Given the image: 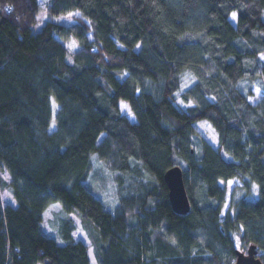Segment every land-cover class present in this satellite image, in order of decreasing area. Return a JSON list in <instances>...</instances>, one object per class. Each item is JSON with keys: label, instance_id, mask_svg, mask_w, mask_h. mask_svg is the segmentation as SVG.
Returning <instances> with one entry per match:
<instances>
[{"label": "trees", "instance_id": "obj_1", "mask_svg": "<svg viewBox=\"0 0 264 264\" xmlns=\"http://www.w3.org/2000/svg\"><path fill=\"white\" fill-rule=\"evenodd\" d=\"M46 3L36 29L39 0H0V264H234L251 246L264 263V96L250 100L264 0ZM94 160L116 181L113 210L86 184ZM173 166L187 213L170 202ZM56 202L81 221L51 236Z\"/></svg>", "mask_w": 264, "mask_h": 264}, {"label": "rangeland", "instance_id": "obj_2", "mask_svg": "<svg viewBox=\"0 0 264 264\" xmlns=\"http://www.w3.org/2000/svg\"><path fill=\"white\" fill-rule=\"evenodd\" d=\"M39 1L41 8L38 14L39 21L36 24V29H40L44 21L49 18L47 14V6H48L46 3L47 0H39ZM77 15H79V13H77ZM231 19L235 24L237 23L236 12L231 15ZM56 20L64 22L68 25H71L75 21L73 14H62L58 18H56ZM68 45L72 48L76 47L77 41L76 40L69 41ZM137 47H140V45H138ZM261 58L264 60V54L261 55ZM263 96H264V89L260 88L257 85L253 86V94L250 96V100L254 103H257ZM51 104L52 106L54 105L55 109L57 108V103L54 98H52ZM120 107L123 110V113L128 115L131 121H136V117L134 113L131 111L128 102H126L125 100H121ZM198 125L204 136H206L215 146H217L218 145L217 133L215 129L212 127L211 123L209 121H201L198 122ZM55 126H56L55 122L52 123V129L55 128ZM94 163H95L94 164L95 167H93V169L90 171L89 176L86 180V184L95 193L96 196L102 199L107 209L113 210V208L118 202V192H117L118 190H117L116 181L114 180V176L112 173H110V171H108L106 167L101 165L99 161H95ZM3 175L6 176L7 174L4 173ZM239 183L241 182L237 178H232L227 181V195H226V203L222 212L223 215L226 214L227 210L230 207L231 193L233 191V188L236 187V185H238ZM68 217L74 219L76 223L81 221L77 212L68 213L62 208L60 203L58 202L52 203L45 212V218L42 223V228L47 234L51 236H57V233H59V229L63 225L64 219ZM83 235L84 233L79 227V229L76 230V236L80 238L83 237ZM92 264H95L94 260L92 261Z\"/></svg>", "mask_w": 264, "mask_h": 264}, {"label": "water", "instance_id": "obj_3", "mask_svg": "<svg viewBox=\"0 0 264 264\" xmlns=\"http://www.w3.org/2000/svg\"><path fill=\"white\" fill-rule=\"evenodd\" d=\"M164 178L169 187V198L173 209L178 213H187L191 204L187 193L183 170L180 166H173L168 169ZM234 264H264L257 256L254 246L247 251L238 250Z\"/></svg>", "mask_w": 264, "mask_h": 264}]
</instances>
